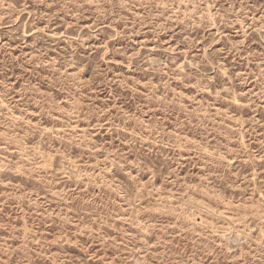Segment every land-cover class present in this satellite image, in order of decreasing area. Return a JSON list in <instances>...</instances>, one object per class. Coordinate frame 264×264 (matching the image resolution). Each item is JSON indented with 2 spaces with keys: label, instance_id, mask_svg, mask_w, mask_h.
<instances>
[{
  "label": "rangeland",
  "instance_id": "rangeland-1",
  "mask_svg": "<svg viewBox=\"0 0 264 264\" xmlns=\"http://www.w3.org/2000/svg\"><path fill=\"white\" fill-rule=\"evenodd\" d=\"M0 264H264V0H0Z\"/></svg>",
  "mask_w": 264,
  "mask_h": 264
}]
</instances>
